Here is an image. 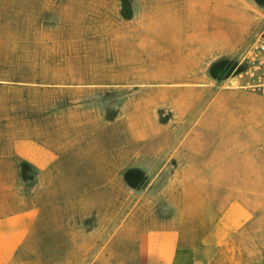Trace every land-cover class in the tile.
<instances>
[{
    "label": "rangeland",
    "instance_id": "1",
    "mask_svg": "<svg viewBox=\"0 0 264 264\" xmlns=\"http://www.w3.org/2000/svg\"><path fill=\"white\" fill-rule=\"evenodd\" d=\"M263 30L264 0H0V216L38 210L12 264H139L140 234L177 224L179 171L211 164L229 186L202 189L246 203L264 264Z\"/></svg>",
    "mask_w": 264,
    "mask_h": 264
},
{
    "label": "crops",
    "instance_id": "2",
    "mask_svg": "<svg viewBox=\"0 0 264 264\" xmlns=\"http://www.w3.org/2000/svg\"><path fill=\"white\" fill-rule=\"evenodd\" d=\"M14 153L38 170L49 169L55 161L53 151L32 141L15 142ZM190 167H184L177 175L179 187L173 201L177 224L140 234L139 264H249L241 234L253 213L240 198L225 200L217 210L220 199L211 198L202 187L229 186L224 179L214 181L219 165L211 164L195 173ZM37 217V208L0 216V264L13 263ZM187 221L197 223L199 238L195 244L182 242V225ZM204 222L208 223L202 229Z\"/></svg>",
    "mask_w": 264,
    "mask_h": 264
},
{
    "label": "built area",
    "instance_id": "3",
    "mask_svg": "<svg viewBox=\"0 0 264 264\" xmlns=\"http://www.w3.org/2000/svg\"><path fill=\"white\" fill-rule=\"evenodd\" d=\"M251 52L253 54L252 61L255 63V70H263L264 68V30L258 35V38L251 46ZM264 75L256 77V82L249 84L248 87L252 90H258L264 94Z\"/></svg>",
    "mask_w": 264,
    "mask_h": 264
}]
</instances>
